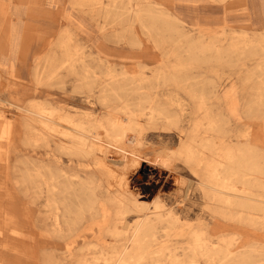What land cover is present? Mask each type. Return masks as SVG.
<instances>
[{"label": "bare ground", "instance_id": "1", "mask_svg": "<svg viewBox=\"0 0 264 264\" xmlns=\"http://www.w3.org/2000/svg\"><path fill=\"white\" fill-rule=\"evenodd\" d=\"M121 1L102 4L100 11L105 13L104 17L111 16L120 24L124 15L117 13L115 2L122 4ZM54 3L65 8L59 0ZM127 4V14L135 17L148 33H160V25L173 30L172 23L181 22L171 10L162 11L151 2L147 3L146 10L140 0H129ZM144 16L149 21L146 22ZM26 30L23 47L32 38L28 26ZM60 33L59 42L67 58L61 68L77 74L76 78L57 81L64 99L74 102L80 97L82 103L92 108L99 106L101 112L82 111L68 105L59 111L51 102L35 97L24 107L15 106L19 125L16 139L33 148L41 146L49 160L36 155L25 158L15 182L8 174L4 175L0 184V220L15 223L27 220L35 230L30 239L33 253L35 257H42L44 264H264V251L252 242L259 228L264 229V153L252 142L227 147L225 118L223 114L211 113L214 105L207 98V90L203 93L198 86L189 88L191 96L197 98L195 116L182 115L186 111L183 108L179 111L172 108L177 103L164 105L154 99L148 91L157 85L176 86L189 81L176 75V70L185 67L183 64L173 66V72L153 78L126 77L124 71L116 73L115 68L109 66L106 77L100 78L93 75L89 64L83 60L78 70L75 54L68 44L69 30L63 29ZM244 37L246 35L242 39L244 45L236 50L240 57L251 55L254 49L253 38ZM198 44V39H193L190 47ZM261 49L260 73L264 70L263 45ZM203 53L190 58L185 65L189 67L210 59ZM53 80L50 76L46 82ZM148 131L177 133L178 149L166 148L158 154V162L178 174L186 172V167L191 168L204 197L220 204L222 207L214 209L233 221L219 228L217 232H223L220 236L215 237L217 232L205 227V220L199 221V227L194 229L191 221H184L159 204L151 210L140 202L139 194L128 189L126 176L120 172L129 166L124 162L118 171L120 174L115 176L112 172L118 179L117 189L102 198L96 193L100 185L93 172L86 178L70 174L57 156V153L67 155L70 163H74V157L87 158L98 168V156L105 153L106 147L140 156ZM13 135L12 123L6 122L0 114V140L10 141ZM242 136L251 134L247 132ZM183 178L182 174V181L186 183ZM193 183L189 180L188 198ZM131 216L136 217L134 222ZM40 229L42 232H37ZM2 248L1 264H9L5 256L7 246Z\"/></svg>", "mask_w": 264, "mask_h": 264}, {"label": "rangeland", "instance_id": "2", "mask_svg": "<svg viewBox=\"0 0 264 264\" xmlns=\"http://www.w3.org/2000/svg\"><path fill=\"white\" fill-rule=\"evenodd\" d=\"M120 1L116 0V2ZM140 1L144 10L147 9V3L151 2L162 11L170 9L173 11L178 0H174V3L161 0ZM59 2L63 3L65 8L59 9L52 0H30L29 3L26 0H0V98L5 100V102L0 100V114L6 122L12 123L14 133L10 141L0 140V184L5 174L15 182L18 168L25 158L36 155L37 158L49 160L41 146L33 148L16 139L19 125L16 123L18 112L15 106L24 107L30 100L36 98L51 102L59 111L73 106L82 111L101 112L99 106L89 107L82 103L80 97L74 102L66 101L60 91L57 82L60 78L73 79L77 76L67 71L68 69L61 68L67 63L65 62L67 58L64 56L65 49L59 42L60 32L63 29L69 30L68 44L75 54L78 70L83 60L89 64L93 75L100 78L106 77L109 66H113L116 73L124 71L126 77L153 78L161 77L164 72H173V66L180 67V64H183L185 67L176 70V75L180 79H189V81L176 86L175 84L157 85L148 91L154 99L164 105L172 106V103H177L172 108L178 111L183 108L186 111L182 115L195 116L198 108L197 98L191 96L189 88L198 86L199 91L203 89V93L207 90V98L209 97V102L214 105L212 107L214 111L211 113L223 114L225 118L227 147L234 148L238 143L252 142L264 153V94L262 95L264 90L259 88L262 84L258 83L259 73L254 69L256 60L247 54L240 57L236 51L239 45H244L243 32L250 35H264V31L247 30L246 22L235 15H230L231 26L194 28L184 23L180 24L181 22H174L173 30L160 25L159 30H162L160 33H148L135 17L127 14L129 0L121 1L122 4L115 2L118 6L117 13L124 15V20L120 21L121 25L111 16L104 17L105 13L100 11L102 4L110 5L113 3L112 0H76L75 4L70 0H59ZM214 4L202 2L199 7H212ZM26 6L31 8L28 13L25 11ZM211 11L213 16L222 15L221 10L211 9ZM32 13L38 15H29ZM144 18L146 22L149 21L147 16ZM28 21L34 24L36 30H30L32 38L23 47L25 24ZM244 38L248 39V35ZM193 39H198L200 44L190 47ZM210 52L213 55L209 54ZM202 53L204 56H210V59L198 61L189 67L185 65L190 58L201 56ZM228 54L232 55L229 57ZM214 56L216 60H213ZM263 75L261 78H264ZM50 76L55 81L48 83L46 81ZM247 132L251 136L244 138L242 135ZM145 138L148 144L145 142L147 145L141 147L140 156L106 147L105 153L98 156L100 159L98 168L94 167L87 158L74 157V163H70L67 155L57 153V156L70 174L77 173L82 178H86L93 172L100 185L96 193L102 198L109 195V191L117 189L118 179L117 177L115 179V176L123 172L128 189L139 194V201L151 210L159 204L179 215L184 221H191L194 229L199 227L201 220H205L207 225L205 227L214 229L215 232L233 222L225 219L214 209L222 207L220 204L211 203L204 197L198 188L197 176L191 168L185 166L186 172L182 173L186 182L184 183L182 174L175 173L158 162V154L163 150L178 149L179 140L176 132L148 131ZM1 157L4 158L3 161ZM122 162L129 165L128 168L125 166L123 170ZM178 164L183 166L181 161H178ZM113 167L115 170L111 169ZM113 171L115 176L112 174ZM189 180L194 182L190 198L187 197ZM28 204L26 200L27 209ZM135 219V216H131L130 220L134 222ZM33 228L27 220L18 223L0 220V264L4 245L7 246L5 256L9 264H44L42 257H35L33 253V243L32 240L30 241L35 231ZM259 231L256 233V238L251 241L264 251V229L259 228ZM37 232L42 231L40 229ZM222 233L217 232L215 237ZM21 238L23 240L20 241Z\"/></svg>", "mask_w": 264, "mask_h": 264}, {"label": "crops", "instance_id": "3", "mask_svg": "<svg viewBox=\"0 0 264 264\" xmlns=\"http://www.w3.org/2000/svg\"><path fill=\"white\" fill-rule=\"evenodd\" d=\"M53 2L55 0H52ZM166 3H174V0H161ZM27 3L30 0H26ZM174 6V14L181 20L182 23L191 27H202V28H219L223 26H231L230 25V15H235L241 18L242 21L246 22L248 25L247 30L252 31H264V0H178ZM208 2V3H215L212 7L201 6L199 7L200 3ZM167 5V4H166ZM59 4H56V7ZM168 6V5H167ZM36 8V7H33ZM61 7L59 6V9ZM30 7L27 8L25 11H30ZM37 9V8H36ZM214 9L221 10L222 15L220 17L213 16V12L211 11ZM171 10V9H170ZM35 12V11H34ZM40 12V11H39ZM31 16H37L38 14L32 13L29 14ZM26 26L29 27V30L35 29L34 24H31L29 21L26 22ZM244 36L248 35V38H253L255 41L254 49H252V54H248L250 57H254L256 60L254 64L255 71L259 74H264V70L260 73L259 65L261 63L260 56L262 51V45L264 47V35H250L246 32L242 33ZM261 43V44H260ZM259 46V47H258ZM257 47V48H255ZM257 50V51H256ZM254 53V54H253ZM256 53V56H255ZM264 67V65H263ZM262 74V75H263ZM262 75H259L261 77ZM258 83L262 85L259 88L264 90V78H261Z\"/></svg>", "mask_w": 264, "mask_h": 264}]
</instances>
